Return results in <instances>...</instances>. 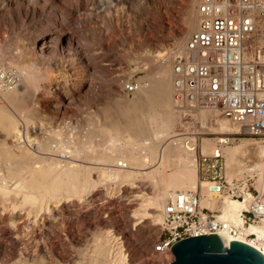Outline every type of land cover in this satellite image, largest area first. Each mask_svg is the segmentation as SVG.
<instances>
[{
    "label": "rangeland",
    "instance_id": "obj_1",
    "mask_svg": "<svg viewBox=\"0 0 264 264\" xmlns=\"http://www.w3.org/2000/svg\"><path fill=\"white\" fill-rule=\"evenodd\" d=\"M103 1L107 0H0V66L10 70L11 74L15 73V78L19 81L11 88L0 89V95L3 90H12L15 93L14 101L0 99V107L18 122L19 134L22 135L20 141L24 145L27 144V147L28 145L32 147L34 156L32 164L36 166L31 165V167L37 168V165L38 167L41 165L38 162H42L43 165L44 161L50 158L59 160L58 166L64 167L63 160L68 158L67 155L63 154L62 157L61 154L66 153L70 155L75 166L89 168L90 179L87 187L89 190L80 192L77 197L71 193L69 196L67 193V197L65 194L57 196L55 193L51 200L47 198L45 210L40 212L32 205L33 203L30 206L27 203L30 208L25 207L26 203L20 205V195L17 199L10 198V201L17 200V203L9 200L4 203H1L3 200L0 201V208L3 207L0 210V219H4L0 221L1 264H95L96 262V264H166L162 255L151 251L159 232L161 210L157 211L159 219L151 221L147 217H141L146 205L144 208L141 206L147 204L154 187L158 188V185L166 184L176 167L175 157L172 153H170L172 156L168 155L170 150L165 149L163 144L166 143L168 147L174 140H181L180 135L183 134L181 132H185V135L192 136L196 142L195 156L199 155V146L201 150L203 138H212L215 141V137L227 134L236 137L229 144L233 145L231 147L241 145L242 139L264 146L261 142L247 138L245 135H233V132L215 133L209 129L208 124H204L208 131L202 130L200 123L192 116H180L181 122H187L180 123L173 111L172 97V115L177 119L165 132L158 127L152 129L149 125L150 120L159 119L157 114L160 113L155 116L148 115V111L157 110V106L155 109L151 107V101L139 104L141 106L138 108L143 111L129 113L128 105L140 99L138 95L140 89L133 95L125 94L121 89V83L129 79H138L142 85L148 84V81L155 82L158 67L164 62L170 63L171 66L173 54L194 30H190L185 38L182 37L184 26L188 22V10L192 8L197 19L198 0H195L193 5V0H110L111 4L102 3ZM98 3L103 4L101 8ZM41 36H45L44 41L50 42H45L43 45L42 41H39ZM29 57L32 59V65L27 64ZM25 68L28 71H24ZM20 104L23 105L21 109ZM208 116L203 117L208 118ZM134 119L139 126L138 130L141 131L130 129V133L127 128ZM111 125L118 127L119 134L116 133L114 140L117 143L116 148L119 146L117 151H125V147L122 150L120 145L130 140L134 144L137 143L136 147L130 144L132 150L137 153V160L140 161L137 162L138 165L137 163L134 165L135 168L138 167L135 169V174L137 171L139 174L135 175L136 179L124 183L99 179V170L108 169L112 163L103 161L99 156L93 157L89 152L91 147L99 151L104 149L103 145L108 146L106 140H102V136L105 135L102 127L108 130ZM94 129L95 136H89ZM6 133L1 129L0 139H3ZM150 136L156 137V144L163 145L157 148L159 152H156L157 155H163L164 151L169 150L163 155L164 163L161 165L157 157L156 161L151 162L152 155L147 149L148 143L151 142L148 139ZM33 142L35 145L32 144ZM62 143L65 147L61 152L58 146ZM45 144L48 148L44 147ZM73 147H77V150ZM137 147L140 152L136 150ZM162 148L165 150L159 151ZM120 154L125 156L123 152ZM36 156L37 160H34ZM91 156L92 158H89ZM224 156L226 160L225 152ZM1 165L0 174L3 175L5 172L3 167L8 166ZM27 166L29 164H25L24 167L20 165V171L14 176V180L8 179V184L14 186L17 182L21 183L23 178L21 172H24ZM194 167L184 175L187 179L193 178L192 183L182 182V185L175 186L172 192L196 187L198 177L202 179V174L197 168L196 161ZM143 169L148 172L147 177ZM245 175L253 178L255 186V173ZM39 176L43 178L44 174ZM161 176H164V180ZM23 192H29V188L23 189ZM138 199L142 201L141 206L139 201L138 203L136 201ZM202 199L208 201L209 207H215L205 195ZM7 207L18 210L14 211L16 216L14 219L16 222L12 221L15 222L14 224L7 222L6 217L11 211ZM45 211L47 213H44ZM17 214L22 220L18 219ZM27 214L28 217L25 218ZM24 221L29 223L28 226ZM96 237L101 238L98 244L95 243ZM102 241L109 250L113 247L114 252L111 250L108 258L103 252L101 253L103 250L98 254V246L104 245ZM85 248L88 250H84ZM91 248L93 250H90ZM95 248L98 249L95 251ZM80 251L85 252V255ZM92 251H95V254Z\"/></svg>",
    "mask_w": 264,
    "mask_h": 264
},
{
    "label": "built area",
    "instance_id": "obj_2",
    "mask_svg": "<svg viewBox=\"0 0 264 264\" xmlns=\"http://www.w3.org/2000/svg\"><path fill=\"white\" fill-rule=\"evenodd\" d=\"M196 13V28L172 56L175 108L183 117L200 109L217 111L236 125L233 135L264 143V43L259 46L254 40L257 23L264 20V0H198ZM9 71L0 66V89L18 82ZM141 85L140 80L129 79L121 89L133 94ZM186 137L191 150L194 145ZM234 139L232 134L220 136L210 155L199 152L195 161L201 180L218 195L245 201L246 208L240 212L245 225L264 222V188L256 189L248 175L227 179L224 174L221 146ZM200 188L177 190L167 198L152 252L171 255V245L186 237L225 229L235 234V226L219 219L218 211L199 206Z\"/></svg>",
    "mask_w": 264,
    "mask_h": 264
},
{
    "label": "bare ground",
    "instance_id": "obj_3",
    "mask_svg": "<svg viewBox=\"0 0 264 264\" xmlns=\"http://www.w3.org/2000/svg\"><path fill=\"white\" fill-rule=\"evenodd\" d=\"M104 2H107L109 4L112 3L110 0L103 1L102 3H104ZM102 3H100V4L98 3V6L100 8H101V4ZM194 3H195V0L192 1V5ZM38 4H40V3H38ZM188 11H189L188 12V22L184 26V31L182 33V37H184V38L187 35V33H189L190 30L195 29V25H196V22H197V19L195 17V14L193 13L192 8L190 10H188ZM44 38H45V36H41L39 38V41H42V44L43 45H44L45 42H47V43L50 42V41L49 42L48 41H44ZM254 40H255L256 45H259V46L260 45H263V43H264V20L263 19L259 20L258 23H257V27H256L255 32H254ZM31 60L32 59L29 57L27 64L29 63V64L32 65ZM169 65H170V63H167V62L165 63L164 62L160 67H158V69L156 70L157 71V81H155V82L148 81V84H144V85L140 86V88H139L140 90L138 89L139 91L136 90L133 93V94H135L138 91V93H139L138 95L140 96V99L137 102H134L131 105H128L127 104L129 106L127 110L130 113V112H135L137 110L138 111L139 110L140 111H143L142 109H139L138 108L139 106H141L139 104L140 103H150V101H151V103H150V104H152L151 107L155 109V107L157 106L158 112H157V110H150V111H148V115L149 114H152L153 116H155L157 113H159V112L160 113L157 114L159 116V119H152V120H150L151 123L149 125H150V127L152 129H158V128H160L159 130H161L163 132L167 131V129L169 128V126H171L170 124L175 122V119H177L175 116L178 117V120H179L180 123H183V124L187 123V122H181V120L179 119V117L181 116V114L178 111V109L175 108L173 99H172L173 111H174V113L176 115L175 116L172 115L173 112H172V108H171V106H172L171 105V97H172L171 96V90H172V86H171V66H169ZM24 71H28V70L25 68ZM2 89H4V88H2ZM0 97H1L0 99H3V100L14 101V99H15L14 98L15 97V93L12 90L11 91L10 90H3V92L0 95ZM20 106L19 107L21 109L23 107V105L20 104ZM11 113H12V111H11ZM211 114H212V116H211ZM37 115H39V114H37ZM204 115H207V116L209 115L210 117L208 116V118H204L203 117ZM190 116H192V118L195 117V119L200 123V129H202V130L208 131L207 128L204 126V124L205 125L208 124L209 125V129L212 130V131H214L215 133H227V132L236 133L234 131H237L236 130L237 127H235L233 124H231L226 119L222 118L223 116L220 115L217 111H213V110L207 111V110L200 109V110H197L196 112H193V114L190 113ZM210 123H212V124H210ZM17 124H18V122H16V120L5 109H3V108L0 107V127H1V129L5 130L7 132L6 135L3 137V139H0V164L7 165L8 166L7 168H5V166H4L3 168H4V171L5 172L3 173V175L0 174V201L3 200V202H1V203L7 202V200L10 201L11 200L10 198L17 199L18 198L17 196L20 195V198H19L20 205L26 203V204H24L25 207H26L27 206V203H29L28 206H30L33 203L32 205H34L35 208L40 212L43 209L45 210V205H47V198H49L51 200V197L55 193L57 194V196L58 195H62V194L63 195L64 194L66 195L67 193H69L68 196L71 195V194H74L76 196V195L80 194V192H85V190L87 189V187L89 186V183H90V179H89V168L88 167H85V166H81V165L80 166H75V164H72V161L70 159V155H68L66 153H62L61 154V156L63 154L67 155L66 157L68 158L66 160H63L65 162V166L64 167L63 166L62 167L58 166V164L60 163L59 160H53L51 158H50V160H47V158H46L47 161H44V164L43 165H42V162L41 163L38 162V164H41V165H39V167L37 165V168L31 167V165H33V166L35 165V164H32L33 163V157H34L33 156L32 147H29V145L27 147L26 146L27 144L24 145L22 143V141H20L22 135L19 134V130H18L19 127H17ZM117 129H118V127L115 128L112 125L110 126V129L108 128V130H107V128L103 129V127H102V130H105V135L102 136V140H106L108 146L103 145L104 146L103 147L104 149H100L99 151H97V149L95 147H91L90 148V151L92 153L91 152H89V153L91 155H93V157L94 156H97V157L99 156L100 158L103 159V161H105L107 163L108 162L112 163V165H110V167L108 169L107 168H101L99 170V172H100L99 173L100 174L99 179L100 180H102V181L103 180L104 181H111V182L113 181V182H119V183H122L123 182L124 183V182L131 181V179H136L135 178L136 177L135 175L138 174V171H137V174H135L136 173L135 172V169L138 168V167L135 168L134 165H136V163L137 162H140V161L137 160L138 159V157L136 156L137 153L135 151H133L132 148H131V145L134 144V142H132L131 140L128 141V142H126V144L123 143V145L122 144L120 145V146H122V150L125 147V151L124 150L121 151V152L125 153V156L124 157L120 154L121 153L120 151H117V148L119 146L116 148L115 144H117V143L114 142V140L116 139L115 136H116V133H117ZM127 129L129 130V131L127 130L128 132H130V129L131 130L134 129L136 131L139 129V126L136 125L135 119L131 121V123H130V125H129V127ZM183 129H186V128H183ZM53 132L55 133V131H53ZM91 132H92V134L90 133L89 136H91V135L95 136V129L92 130ZM147 132H149V131H147ZM181 133H183V134L180 135L181 138H182L181 140H179V139H176L174 141L172 140L173 142L170 143L168 147H166V143L165 142H164L165 144H163L165 149L168 148L171 151L170 152L167 149L169 151V154L168 153L167 154L169 156H172L170 154V153H172L173 156L175 157V158L174 157L173 158L175 159V162H176L175 163L176 164V167L174 168V170H172V173L170 174V177L167 179L166 184H163V185H160V186L158 185V188L154 187V189L156 188L155 190L152 188L153 189V192H152V195L148 198L147 204H144L143 206H141L142 205L141 199H140V201H139V199L136 200L137 203L139 201V205L141 207L144 208V206L146 205L144 209L142 208L143 209L142 211H144L143 212V216H141L142 218L143 217H145V218L147 217V219H151V221L152 220L159 219V216H158L159 214H157V211L158 210H161V208H162L163 204L165 203L166 199L170 196V194L174 193V191L172 192V190L174 189V187L175 186L182 185V182L192 183V181H193V178L192 179L191 178L190 179H187V177L185 178L184 175H185V173L188 170H190V168H193L194 167L195 157H196L195 156L196 155V150H195L196 143H195V140L191 136L188 137L191 140V144L194 145V148L190 150V148L188 147V145H186L185 142H184L187 139V137L185 135V132H181ZM117 134H119V133H117ZM53 135H55V134H53ZM217 138H219V137L218 136L215 137V141L212 138L211 139L210 138H203L202 141H201V143H202L201 144V150H200V146H199V152L201 154H203V155H210V153L212 152L213 147L215 146V143H216ZM9 139H11V141ZM57 139H59V138H57ZM148 139L151 140V142H149L148 143V146L147 145L146 146H147V149L150 151V153L152 155L151 162L153 160L156 161L155 158L157 157V160L158 159L160 160V164L159 165L163 164L164 163V160H163L164 159V156L163 155L166 153L167 150L164 151V154L163 155H159V154L157 155L156 154V152H158L157 151V148H159L160 146H163V145L156 144L157 143L156 142L157 139H156L155 136H150V137H148ZM160 141H161V139H160ZM240 142H243V143L241 145L236 146V147H231L233 145H229V144H224V145L221 146V153H222L223 164H224V174H225V176H226L227 179H231V178H235L233 176H243L245 174L255 173V175H256L255 186L256 187L255 186L254 187L256 189L258 188V190L263 189L264 188V146L257 145L256 143L250 142L248 140H245L244 141V139L240 140ZM28 143H29V140H28ZM34 143L35 142H33L32 144H34ZM262 144H264V143H262ZM98 145H100V144H98ZM135 145H137V143L134 144V146ZM134 146H132V147H134ZM44 147L48 148V145L45 144ZM64 147L65 146H63V143L60 144V146H58V148L61 150V152H62V150H64ZM75 148L77 150V147H73V149H75ZM164 148L160 149L159 151H161V150L163 151ZM33 149H35V148H33ZM224 149H225V151H224ZM136 150L138 151L140 149L137 147ZM138 152H140V151H138ZM224 152L226 153V160H224V158H225ZM78 153H79V151H78ZM97 154H99V155H97ZM89 158H92V156L89 157ZM39 159L41 161V156H39ZM174 159H173V161H174ZM34 160H37V156H36V159H34ZM19 164L22 165V167H24L25 164L26 165L29 164V166L26 167V170L24 172H21L22 175H23L22 182L21 183L20 182L19 183L17 182L18 184L15 183L14 186L13 185H10V184H8V181H9L8 179L11 178L12 180H14L13 179L14 176L18 174V172L20 171V168H21ZM23 164H24V166H23ZM99 164H101V163H99ZM137 165H138V163H137ZM118 166H120V167H118ZM107 167H108V165H107ZM145 169H147V168L145 167ZM39 174H41V175L44 174V176H42L43 178H41V176H39L40 177L39 178L38 177ZM20 175H18V176H20ZM145 175H146L145 177H147L148 176V172L145 171ZM160 175H162V173ZM18 176H17V178H19ZM245 176H247V175H245ZM163 177L161 176V179L164 180ZM237 178H243V177H237ZM19 181H21V180H19ZM11 183H13V181ZM198 185L201 186V188H200L199 206L200 207H207L209 209L218 211L219 212V216H218L219 219L228 221L230 224L234 225L235 228H236L235 234H231L227 229L221 230V231H219L217 233V235L220 238L222 244L223 245H226L229 240H233V239L234 240H238V241H242V242H245V243L251 245L255 249H257L264 256V222H262V220H257L256 222L255 221L252 222V223L250 222L247 225H245L243 223L242 217L240 216V212H241L242 209L246 208L245 201L244 200L243 201H240V200H237V199H231V198H228V197H225V196L218 195L210 187V184L209 183H205L199 177H198V183H197L196 187ZM95 186H97V184ZM25 188H29V192H26V193L23 192V189H25ZM90 189H92V188H90ZM87 190H89V189H87ZM191 190H193V189H191ZM82 194L84 195V193H82ZM204 195H205V198H207V199L209 198V200H211L213 202V204H214L215 207L212 208V207H209L208 206V201H206L205 199H202L204 197ZM66 197H67V195H66ZM13 201H10V202H13ZM202 201H205V202H202ZM14 202L17 203V200H15ZM13 206H15V204ZM1 208H3V207H1ZM1 208H0V210H1ZM7 208H9V207H7ZM18 208H19V206H18ZM28 208H30V207H28ZM62 208H64V207H62ZM4 209L6 210V207H4ZM10 209H11V211L7 215L6 219H8L7 222H11V223L14 224L16 222L14 220V219H16V216H14L15 215L14 213L17 212L18 210L16 211L14 209V207H13L14 210H12V207L9 208V210ZM5 210H2V211H5ZM49 212L50 211H48V213ZM44 213H47V211H45ZM1 214H2V212H1ZM31 215H32V213H31ZM2 216L3 215H1V217ZM17 217H18L19 220L22 218L19 215ZM27 217H28V214H27V216L25 218H27ZM1 219H2V221L4 220L3 218H1ZM1 219H0V221H1ZM34 219H35V217H34ZM34 219H33V221L35 222L36 219L35 220ZM19 220H17V222ZM142 220H144V219H142ZM12 221H15V222H12ZM24 222H26V221H24ZM26 223H27V226H28L29 223L28 222H26ZM23 224H25V223H23ZM147 224H149V222H147ZM9 226H11V225H9ZM30 226H32V225H29V227ZM143 226L145 227V225H143ZM3 229H1L2 232H3ZM13 229H14V227H13ZM48 229H50V228H48ZM48 229H47V231H48ZM7 232H9V231H7ZM41 232H42V230H41ZM248 234H254V237L253 238H247L246 235H248ZM10 236H11V234H10ZM20 236H21V234H20ZM99 236H101V235H99ZM13 237H14V235H13ZM16 237H17V234H16ZM29 239H31V238H29ZM99 239H101V238L96 237L95 243L98 244ZM16 240H18V239H16ZM104 241H105V239H104ZM108 241H111V240H108ZM100 242H101V240H100ZM102 243L104 244L103 241H102ZM105 245H106V243L104 245L98 246L99 247L98 254H100L99 251L103 250V251H101V253L103 252L107 256L106 258H108L109 254H111V250L113 249V247H112V249L109 250V248L106 247ZM92 248L90 250H93ZM26 249H28V248H26ZM96 249H98V248H95V251H96ZM84 250L87 251L88 248H85ZM13 251H14V249H13ZM81 251H80V253H81ZM95 251H92V253L94 252V254H95ZM112 251L114 252V250H112ZM81 254L82 255L83 254L85 255V252L84 253H81ZM156 254L162 255L164 257L165 261H166V264H168L169 261L173 258V255L172 254L171 255L170 254L163 255V254H160V253H156ZM115 255H117V254H115ZM36 256H38V255H36ZM119 256H121V255H119ZM101 258H103V257H101ZM25 259H27V258L25 257ZM81 261H83V260H81ZM7 262H8V260H7ZM120 262H121V260H120Z\"/></svg>",
    "mask_w": 264,
    "mask_h": 264
},
{
    "label": "water",
    "instance_id": "obj_4",
    "mask_svg": "<svg viewBox=\"0 0 264 264\" xmlns=\"http://www.w3.org/2000/svg\"><path fill=\"white\" fill-rule=\"evenodd\" d=\"M168 264H264V256L251 245L229 240L223 245L215 233L186 237L174 242Z\"/></svg>",
    "mask_w": 264,
    "mask_h": 264
}]
</instances>
